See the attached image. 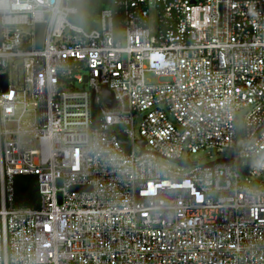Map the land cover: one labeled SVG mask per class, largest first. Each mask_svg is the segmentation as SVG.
I'll list each match as a JSON object with an SVG mask.
<instances>
[{"label": "built area", "instance_id": "1", "mask_svg": "<svg viewBox=\"0 0 264 264\" xmlns=\"http://www.w3.org/2000/svg\"><path fill=\"white\" fill-rule=\"evenodd\" d=\"M106 1L0 0V264H264V0Z\"/></svg>", "mask_w": 264, "mask_h": 264}, {"label": "trees", "instance_id": "2", "mask_svg": "<svg viewBox=\"0 0 264 264\" xmlns=\"http://www.w3.org/2000/svg\"><path fill=\"white\" fill-rule=\"evenodd\" d=\"M79 11L75 23L84 29L91 30L94 27L93 20L98 13L111 5L106 0H77L73 3ZM119 17H116L115 26L119 27ZM39 197L36 189V180L31 176H18L15 179V206L32 207L38 206Z\"/></svg>", "mask_w": 264, "mask_h": 264}, {"label": "rangeland", "instance_id": "3", "mask_svg": "<svg viewBox=\"0 0 264 264\" xmlns=\"http://www.w3.org/2000/svg\"><path fill=\"white\" fill-rule=\"evenodd\" d=\"M152 14H154L152 12ZM6 73L9 74L10 79L13 83H17V81H22V70H21V65L20 63L16 62L12 65L9 66V69L6 70ZM147 79L156 81L155 77L147 75ZM160 81H164L161 79ZM78 89H81V87H78ZM242 112L237 113V121H236V129H237V135L238 138H242V128H243V123H242ZM226 156H228V153H218L214 149H205V150H200L196 154L189 155V159L193 162L199 163V164H207L210 162H214L219 159H223ZM169 167L175 169L176 166L170 163H165ZM239 174L241 176V180L244 182V178L247 177L250 180L248 185L252 189L256 190H264V175H261L259 177H253L247 174L245 169H239Z\"/></svg>", "mask_w": 264, "mask_h": 264}, {"label": "water", "instance_id": "4", "mask_svg": "<svg viewBox=\"0 0 264 264\" xmlns=\"http://www.w3.org/2000/svg\"><path fill=\"white\" fill-rule=\"evenodd\" d=\"M64 1H66V0H64ZM74 1H77V0H74ZM50 2H53V0H50ZM192 3H194L193 0H192ZM43 32H44V25L43 24H37L36 27H35L36 49H40L41 48L42 39H43ZM86 81H87V78L84 77V83H86ZM6 88H7V77L5 75L0 76V91L2 93H5L6 92ZM102 97H103L104 102L106 103V105L109 108L112 109V108L115 107L116 103H115V100H114V96L105 87L102 88ZM94 127L96 128V123L95 122H94ZM117 137H118V139H119V141L121 143V146L124 149V151L126 153H128L129 152V142L126 139V136L124 134H119V135H117ZM181 164L184 165V166H188L189 165L188 162H182ZM74 190L81 191V190H84V188H76ZM85 190H89V188H87Z\"/></svg>", "mask_w": 264, "mask_h": 264}]
</instances>
